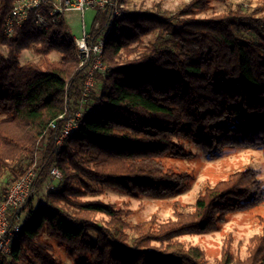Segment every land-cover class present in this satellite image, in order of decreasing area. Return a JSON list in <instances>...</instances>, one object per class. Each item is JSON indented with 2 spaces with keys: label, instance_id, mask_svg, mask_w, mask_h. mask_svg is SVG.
Instances as JSON below:
<instances>
[{
  "label": "trees",
  "instance_id": "trees-1",
  "mask_svg": "<svg viewBox=\"0 0 264 264\" xmlns=\"http://www.w3.org/2000/svg\"><path fill=\"white\" fill-rule=\"evenodd\" d=\"M130 1L106 42L109 70L96 73L80 127L58 151L60 116L73 100L79 104L86 77L75 37L63 13L37 28V13L51 8L46 3L7 38L3 26L15 0H0V200L29 168L37 171L9 264H209L203 248L179 238L216 231L230 214L264 203V181L252 167L207 184L193 211L164 222L131 225L114 204L83 200L105 188L156 198L187 189L193 173L172 162L193 155L185 141L209 158L231 148L264 151V3L200 17L212 0H192L173 15L135 12ZM108 16L98 9L95 35ZM28 48L38 61L21 63ZM55 163L63 178L36 206ZM262 226L242 264H264ZM230 251L220 264L235 262Z\"/></svg>",
  "mask_w": 264,
  "mask_h": 264
},
{
  "label": "rangeland",
  "instance_id": "rangeland-1",
  "mask_svg": "<svg viewBox=\"0 0 264 264\" xmlns=\"http://www.w3.org/2000/svg\"><path fill=\"white\" fill-rule=\"evenodd\" d=\"M191 1L192 0H131L129 9L136 12L144 10L154 11L160 10L161 8V14L173 15L178 14L181 9ZM263 3L264 0H212V7L208 10L198 12L197 15L200 17L219 15L226 12L229 8L238 5H243L245 8L252 11L255 8H259ZM97 12L98 9L88 10L85 12L84 18L82 13L78 10H70L64 13L65 20L75 38L82 37L83 23L86 25L87 32L93 31ZM155 36L156 34L148 35L144 39L145 43L153 40ZM38 58L39 56L34 50L28 48L21 53L19 60L21 63H25L27 61H38ZM51 58L58 60L59 54L53 52ZM106 65L108 66L107 63ZM83 71L86 77L82 83V94L78 100L79 104H74L75 100L70 102V107L67 108L68 114L75 112L82 104H85L91 90L96 87L95 77L94 85L91 86L87 95L84 96L88 68L83 67ZM185 145L187 150L192 152L193 155L184 158H173L172 162L181 169L193 173L194 179L187 189L181 190L171 197L156 198L152 196L134 197L114 189L105 188L103 193L87 195L83 200L100 199L106 203L114 204L116 208L125 211L122 217L131 225L149 220L152 217H156L158 222H164L168 219L175 218V212L178 210L182 212L193 211L199 194L207 184H214L235 171L252 167L257 171L258 177L264 181V151L261 149L231 148L228 149L226 154L218 158H209L201 149L192 143L185 141ZM43 151L44 148H42V152L38 155V163H40L42 159ZM54 165L57 164L55 163ZM50 180L51 178L49 176V182L46 181L42 193L35 198L36 206L40 204V201L43 200L49 190L56 188L60 182V180H56L50 183ZM95 217L104 221L109 220V218L103 214H97ZM263 221L264 203L251 210L230 214L228 220L216 231L186 234L179 239L186 244L199 245L203 248L209 264L222 263V260H224V250L228 247H230V252L235 259V262L232 264H242L249 255V243L251 238L260 233L263 229ZM130 233L133 236L134 232L130 230Z\"/></svg>",
  "mask_w": 264,
  "mask_h": 264
},
{
  "label": "built area",
  "instance_id": "built-area-1",
  "mask_svg": "<svg viewBox=\"0 0 264 264\" xmlns=\"http://www.w3.org/2000/svg\"><path fill=\"white\" fill-rule=\"evenodd\" d=\"M51 4L48 15L37 13L35 23L38 29L47 26L50 17L65 13L70 10H78L83 18L86 11L91 9H109V16L105 21L101 32L95 35L87 32L83 23V35L75 38L80 66L88 68L87 80L85 82L84 96L87 95L91 86L95 83L97 72L105 73L109 70L104 62L103 56L107 39L111 35L116 20L125 12L124 0H15L11 11L5 19L3 26L4 36L10 38L14 35L15 29L20 27L30 18L31 12L43 4ZM99 25L97 24L96 27ZM82 105L75 112L68 114L67 110L60 116L64 120L60 135L56 138V149L63 147L65 138L79 129L82 117ZM53 128L57 123L51 124ZM37 176L35 167L27 170L25 175L14 183L4 199L0 200V264H9L8 258L12 253L15 237L23 228V207L35 196L34 182ZM50 183L63 178L61 169L54 165L51 168ZM48 181V180H47ZM49 182V181H48ZM49 183V184H50ZM48 184V185H49Z\"/></svg>",
  "mask_w": 264,
  "mask_h": 264
}]
</instances>
